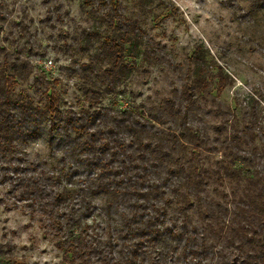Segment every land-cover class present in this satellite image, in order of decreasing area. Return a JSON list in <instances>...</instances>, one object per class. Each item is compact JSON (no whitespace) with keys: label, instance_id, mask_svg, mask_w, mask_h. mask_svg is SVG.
I'll return each mask as SVG.
<instances>
[{"label":"trees","instance_id":"16d2710c","mask_svg":"<svg viewBox=\"0 0 264 264\" xmlns=\"http://www.w3.org/2000/svg\"><path fill=\"white\" fill-rule=\"evenodd\" d=\"M122 2L80 0L93 26L82 28L78 38L88 59L73 70L85 102L77 113L63 111L59 96L47 89L40 93V104L26 93L16 94L18 80L29 78L36 67L18 48L12 52L4 47L0 38V182L20 173L19 163L33 165L20 154L42 134L60 150L61 159L70 158L90 177L84 186L67 188L60 182L69 177L63 169L33 172L36 176L20 179L17 199L37 205L41 225L72 263L264 264V151L254 145V118L244 130L229 126L230 134L219 143L228 160L217 167L182 163L187 155L196 158L202 148L213 146L187 122L197 97L204 99L212 87L218 93L231 85L223 67L213 64L212 73L203 55H194V66L183 76L186 82L159 111L103 106L105 97L124 93L139 58L173 72L180 69L141 26L155 9L173 13L176 8L162 0H135L138 14L126 15ZM251 3L253 13L264 10V0ZM5 21L0 7V34ZM156 135L165 137L169 147L157 143ZM177 147L183 151L176 168L183 181L174 185L171 177L178 171L167 167L156 176V167L159 156ZM40 179L47 181V190ZM55 181L58 185L51 186ZM214 182L230 183V191L211 195ZM96 194L102 195L98 205L92 200ZM170 207L176 212L168 213Z\"/></svg>","mask_w":264,"mask_h":264},{"label":"rangeland","instance_id":"374dc122","mask_svg":"<svg viewBox=\"0 0 264 264\" xmlns=\"http://www.w3.org/2000/svg\"><path fill=\"white\" fill-rule=\"evenodd\" d=\"M134 1L123 0L126 15L138 14ZM162 1L173 5L175 11L155 9L154 16L140 18L141 26L160 44L172 62L180 66L179 71L173 72L165 64L147 65L139 58L137 69L123 87L124 93L117 98L105 97L103 106L113 110L134 109L138 113L147 109L162 110L166 105L164 100L173 98V90L186 82L183 76L188 66H194V55H203L212 73L216 72L215 66L223 67L232 83L218 93L212 87L204 99L197 97L187 125L198 127L213 146L210 150L202 148L196 158L187 155L182 163L217 167L223 160H228L219 143L230 134L229 126L244 130L245 123L253 118L256 122L254 145L264 151V10L253 13L251 0ZM79 3L80 0H0L1 11L6 16L0 34L2 45L12 52L18 48L22 58L36 67L29 78L18 80L16 94L26 93L40 104V93L47 89L59 96L63 111L77 113L85 108L77 90L78 77L73 70L79 71L78 65L88 59L87 53L77 44L82 28L92 27L93 22ZM30 48L36 55L29 53ZM48 61L52 65L45 68ZM167 126L156 125V129L166 131L169 130ZM37 136L20 154L33 165L19 163L22 171L17 175L8 174L0 182V264H74L63 257L55 240L41 225L37 205H32L28 199H17L16 190L21 181L34 175L33 172L52 173L63 169L69 177L60 182L67 188L84 186V180L87 182L90 175L70 158L61 159L60 150L55 144L50 146L42 134ZM156 142L167 147L171 144L159 135H156ZM168 152L159 156L156 176L162 175L167 167L177 168V156H182L183 151L177 147ZM72 168H76L75 171ZM182 177V171L174 172L172 183L178 184L179 180L183 181ZM40 182L47 190V181L40 179ZM52 183L51 186L58 185L57 181ZM171 186L169 184L168 188ZM230 188L228 182L223 185L214 182L209 191L215 196L214 190L229 192ZM101 199L102 195L96 194L92 200L98 205ZM175 212L172 207L168 209L170 214Z\"/></svg>","mask_w":264,"mask_h":264},{"label":"built area","instance_id":"2783aa9c","mask_svg":"<svg viewBox=\"0 0 264 264\" xmlns=\"http://www.w3.org/2000/svg\"><path fill=\"white\" fill-rule=\"evenodd\" d=\"M51 65H52L51 61H48L44 64L45 68H49L51 67Z\"/></svg>","mask_w":264,"mask_h":264}]
</instances>
